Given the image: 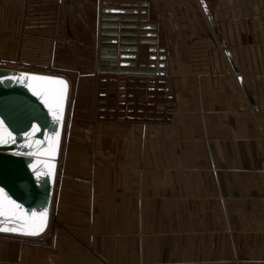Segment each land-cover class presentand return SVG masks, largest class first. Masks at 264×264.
I'll use <instances>...</instances> for the list:
<instances>
[{"label":"crops","instance_id":"0c3cea01","mask_svg":"<svg viewBox=\"0 0 264 264\" xmlns=\"http://www.w3.org/2000/svg\"><path fill=\"white\" fill-rule=\"evenodd\" d=\"M23 1L54 46L89 32L78 79L102 84L73 100L50 229L0 233V264H264V0ZM102 38L164 74L92 73Z\"/></svg>","mask_w":264,"mask_h":264},{"label":"water","instance_id":"95a60500","mask_svg":"<svg viewBox=\"0 0 264 264\" xmlns=\"http://www.w3.org/2000/svg\"><path fill=\"white\" fill-rule=\"evenodd\" d=\"M129 12V11H127ZM123 13V11H122ZM116 20V16H104L102 20ZM123 21L136 20L135 17H121ZM144 20V19H142ZM117 27V24L103 23L102 27ZM122 28H135L133 24H121ZM142 27H146L145 25ZM149 27V26H148ZM103 35H116V32L102 31ZM124 35H134V32H122ZM135 43L136 40L121 39L120 43ZM115 43V39L102 38L100 44V73L122 75H153L162 76L164 71L155 69L156 63L151 61L148 67H135V60L117 61L114 46L103 43ZM153 50V48H150ZM120 50L135 51V46L123 47ZM109 51V52H105ZM126 57L120 54L119 58ZM132 54L129 58H134ZM160 58H163L161 56ZM111 59V60H108ZM164 66V62L158 64ZM32 77H53L67 84L63 100L62 115L55 112V106L50 111L52 100L43 93L44 89H59L62 86L51 81L32 79ZM70 84L61 75L29 71L17 68L0 67V132L7 143L0 144V193L3 194L5 212L14 209L16 213L27 219L36 213L34 218L39 222V214L47 211V223L39 235H25L21 232H0L3 234L23 237H38L43 235L49 226L54 188L58 169V159L61 150L66 108ZM48 100V103H45ZM56 116H61L57 121ZM9 133L11 134L9 137ZM57 133H59L57 143ZM14 201L19 205L9 202ZM4 226H12L7 223Z\"/></svg>","mask_w":264,"mask_h":264},{"label":"rangeland","instance_id":"374dc122","mask_svg":"<svg viewBox=\"0 0 264 264\" xmlns=\"http://www.w3.org/2000/svg\"><path fill=\"white\" fill-rule=\"evenodd\" d=\"M24 3L23 0L0 1V67H25L31 71L61 75L70 79L59 155L61 157L73 100L76 99L77 106L80 108L92 109L93 104L95 107L98 105V92L102 84L100 78L98 77L96 80L78 79L80 73L89 72L92 53L88 44L91 36L89 32L80 34L73 32L74 28H70L72 24L69 22L67 28L64 29L66 32L61 33L54 46L53 42L56 38L54 33L40 32V18L25 16L23 13ZM72 41H78L79 44L73 45ZM99 54L96 56L92 73L100 74ZM77 85L80 91H77ZM115 102L114 105H118L120 101L116 99ZM96 112L97 109H95V114H97ZM50 225L51 217L47 230L50 229Z\"/></svg>","mask_w":264,"mask_h":264},{"label":"snow or ice","instance_id":"6c2138e0","mask_svg":"<svg viewBox=\"0 0 264 264\" xmlns=\"http://www.w3.org/2000/svg\"><path fill=\"white\" fill-rule=\"evenodd\" d=\"M32 79L43 80V81H51L56 85L62 86L59 89H44L43 93H37V95H47L52 100V104H50V111L53 110L52 105L55 106V112L60 113L62 115L63 111V100L67 91V84L63 80H57L53 77H32ZM48 100H45V103H48ZM61 118V116H56L57 121ZM9 133V137H10ZM59 133H57V143H58ZM8 141L3 138L2 132H0V144L7 143ZM11 205H15L14 201L9 202ZM19 205H15V209H19ZM37 216L36 213H32L31 217L27 219L19 216L14 209H9V211L5 212L3 194L0 193V232H21L25 235H39L44 231V227L47 223V211L41 212L39 214V222L37 223L34 219ZM7 223H11L12 226H4Z\"/></svg>","mask_w":264,"mask_h":264},{"label":"trees","instance_id":"16d2710c","mask_svg":"<svg viewBox=\"0 0 264 264\" xmlns=\"http://www.w3.org/2000/svg\"><path fill=\"white\" fill-rule=\"evenodd\" d=\"M103 87H105V86H103Z\"/></svg>","mask_w":264,"mask_h":264}]
</instances>
